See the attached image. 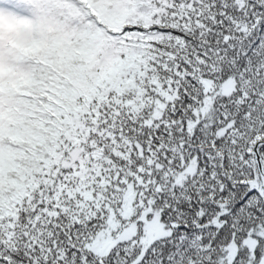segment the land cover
Returning <instances> with one entry per match:
<instances>
[{"label":"snow or ice","instance_id":"1","mask_svg":"<svg viewBox=\"0 0 264 264\" xmlns=\"http://www.w3.org/2000/svg\"><path fill=\"white\" fill-rule=\"evenodd\" d=\"M0 264H264V0H0Z\"/></svg>","mask_w":264,"mask_h":264}]
</instances>
